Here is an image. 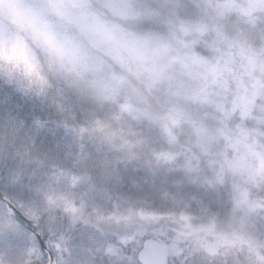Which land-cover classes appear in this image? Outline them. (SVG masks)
<instances>
[{"label": "rangeland", "instance_id": "1", "mask_svg": "<svg viewBox=\"0 0 264 264\" xmlns=\"http://www.w3.org/2000/svg\"><path fill=\"white\" fill-rule=\"evenodd\" d=\"M90 8L150 71L101 54L45 91L0 79V187L47 226L56 264H145L147 237L166 264H264V0ZM36 260L0 200V264Z\"/></svg>", "mask_w": 264, "mask_h": 264}, {"label": "clouds", "instance_id": "2", "mask_svg": "<svg viewBox=\"0 0 264 264\" xmlns=\"http://www.w3.org/2000/svg\"><path fill=\"white\" fill-rule=\"evenodd\" d=\"M101 54L134 74L150 71L142 42L101 20L90 0H0V79L45 91Z\"/></svg>", "mask_w": 264, "mask_h": 264}, {"label": "water", "instance_id": "3", "mask_svg": "<svg viewBox=\"0 0 264 264\" xmlns=\"http://www.w3.org/2000/svg\"><path fill=\"white\" fill-rule=\"evenodd\" d=\"M0 199L6 203L7 209L16 219L38 236L41 248L47 256V262L33 261L26 264H55V255L48 244V230L45 225L24 215L16 203L1 189ZM206 249L213 254L218 252V246L216 243H209ZM168 257V245L165 242L152 237L145 239L143 247L139 251V259L145 264H166Z\"/></svg>", "mask_w": 264, "mask_h": 264}]
</instances>
